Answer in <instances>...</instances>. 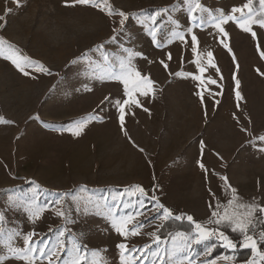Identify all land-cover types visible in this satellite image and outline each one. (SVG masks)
I'll return each instance as SVG.
<instances>
[{"label": "rangeland", "instance_id": "1", "mask_svg": "<svg viewBox=\"0 0 264 264\" xmlns=\"http://www.w3.org/2000/svg\"><path fill=\"white\" fill-rule=\"evenodd\" d=\"M194 2L202 10L190 22ZM247 2L108 0L128 17L122 28L121 18L108 16L106 8L65 6V0H0V38L51 72L27 68L29 75H24L0 57L2 264H25L8 252L23 247L17 233H35L34 246L43 247V241L51 250L61 230L65 251L53 257L55 264L70 260L72 240L85 247L84 264H121L120 243L129 250L127 264H171L166 256L161 262L153 255L158 246L171 248L176 235L155 242L164 222L157 201L172 212L170 218L187 221L191 216L194 223L221 231L227 227L213 223L214 211L240 217L246 215L240 205L264 208V28L252 24L253 39L234 21L222 25L227 36L214 26L221 13L242 20L232 9ZM252 7L259 12V0ZM157 12L154 25L150 17ZM153 27L159 47L150 35ZM192 35L197 37L195 52ZM121 63L123 71L131 72L127 95L124 84L110 78L121 71ZM125 100L139 105H124L121 127ZM81 122L82 133L73 136L70 130ZM61 196L62 205L54 204ZM22 201L33 211L43 208L38 219L29 220ZM58 207L64 217L56 214ZM137 212L126 226L128 235L118 234L113 223ZM137 223L142 227L132 235ZM260 227L264 213L257 210L250 234L264 245ZM252 258L251 252L245 264ZM205 259L197 256L195 264ZM212 260L237 264L223 257ZM35 264L49 262L37 252Z\"/></svg>", "mask_w": 264, "mask_h": 264}, {"label": "snow or ice", "instance_id": "2", "mask_svg": "<svg viewBox=\"0 0 264 264\" xmlns=\"http://www.w3.org/2000/svg\"><path fill=\"white\" fill-rule=\"evenodd\" d=\"M17 3L19 4V0H17ZM253 0H248L247 3H245L240 8H233L232 13H240L241 17H243L242 20H237L234 15H224L223 13L220 14V16L216 19V22L214 24L215 28L223 34L224 36H227V33L224 31L222 25L227 24L229 21L236 22L239 27L244 32H251V35L253 39L256 38V33L251 30V25L256 24L260 28H264V0H259V6L260 10L259 12H255L252 7ZM76 5H83V6H91L93 8H97L100 11H104L105 8L107 9V15L108 16H114L118 15L120 19L121 27L125 25V21L128 19L127 15L123 12H116L114 9L111 8V6L108 4V0H100L98 3L97 0H65V6H76ZM245 9H247V13H245ZM197 10H202L201 4L198 2H194L192 6H190L189 10V20L190 22H195L197 19ZM161 15L160 12L155 13L150 17L151 21L155 25L157 22V18ZM4 17H0V20H3ZM0 27H3L0 25ZM115 31V30H114ZM189 32H191V29H189ZM150 35L152 37L153 43L159 47L160 44L157 40V29L153 27L150 31ZM176 35H179L178 33ZM181 40L184 39L183 36H179ZM192 41V47L193 51H196L197 46V37L196 35L191 36ZM227 47V45H225ZM258 51H260L259 45H257ZM99 50V49H98ZM230 51V49H229ZM84 55H87L86 53ZM133 55L132 53H129V56ZM135 55H139V53H135ZM260 55L262 58H264V51H260ZM209 64L212 62L213 54L212 52L207 53ZM0 57L10 61L17 70L21 71L24 75H29V73L25 70L27 68H32L34 70H38L41 72H45L48 75H51V72H49L47 69L43 68L40 65L35 64L33 61H31L28 57L21 55L17 49H15L12 45L7 44L5 40L0 38ZM171 57L169 56V59ZM103 60L108 61L109 56L105 53L103 55ZM165 68H167V65H164ZM214 66V65H213ZM121 71L119 73H112L110 74V78L113 80H119L122 82L125 86V94H128V76L131 75V72H125L123 71L124 65L121 63L119 65ZM199 71L203 73L205 69L203 67L199 68ZM135 75L137 77H140V73L136 72ZM235 80V76L233 77ZM142 80L148 84H151V81L148 77H142ZM214 83V81H211ZM236 88H239V81L236 80ZM144 95H147V93H142ZM236 99L240 100V93L239 91H236ZM135 103L139 105L138 100H125L124 104L120 106V112L121 115L119 116V120L121 122V127H123L124 123V105H127L128 103ZM0 122H4L0 120ZM85 127V122L78 123L75 126L74 130L72 131L73 136H79L83 129ZM262 141H264V137H260ZM201 149L203 150V143H201ZM200 167L203 168V164H200ZM221 179L225 180L227 182L226 177H221ZM136 191L143 193V188H136ZM233 193H235V190H232ZM123 195V193L119 194ZM103 200L107 201L108 197L103 196ZM64 202L63 196L57 198L53 203L56 205H62ZM91 203V201H89ZM22 205H24V202H21ZM231 203V201L229 202ZM141 204H143V201H141ZM158 208L160 209V219L162 221H167L170 217H172V212L164 207L163 205L159 204L157 201ZM25 211L28 214L29 220H35L39 218L40 212L43 211V208L40 209V211H33L30 208L27 207V205H24ZM241 208L246 210V215H242L240 217H237L235 215H229L226 211L221 214L219 211H214L213 216L216 217V219L213 221L216 225L220 226L223 225L224 227L230 228L232 232H239L243 239L240 243V247L250 249L252 252L253 258L250 259L247 264H257V261L255 259L256 256H259L260 261H264V252L260 251L258 248V239L254 237L252 234H250L253 226H254V217L256 216V211L258 210L260 213H264V208H258L255 204H244L240 205ZM109 211H112V209H109ZM56 214L58 216L64 217L65 213L60 210L58 207L56 209ZM141 213L137 212L135 214H128L125 217H121V219L118 222L113 223V227L115 231L120 234L121 236H127L129 233V229L126 228V226L130 223H132L137 216H139ZM174 219L181 220L182 217L175 216ZM5 217L3 215H0V235L3 234ZM187 221L189 223H194L193 218L191 216L187 217ZM142 227V224L137 223L133 229H131L132 235L139 234L136 229ZM161 227H163V224H161ZM18 236L22 237L23 240V247L18 246H12L8 249V252L11 253L12 257L20 258L25 262V264H35V254L38 252L41 257H45L49 264H55L53 257L56 259H59L58 253L65 251V243L62 239V237L65 236V232L61 230L58 234V241L57 245L54 246L51 250L48 249V245L46 242L41 241L43 243V247L37 248L34 246L33 236L35 233H17ZM179 238V242H178ZM217 241L222 247L227 249H236L237 244L234 243L227 235H225L224 231L219 230V228L214 229H208L202 226L199 223H194V231L191 234L187 233H176L175 236L172 237V246L171 248H168L166 250H161L158 246L157 250L153 252V255L157 257L161 262L164 261L165 256L167 259L171 262V264H195V257L197 256H204V257H210L212 255V252L214 248L216 247V243H210V241ZM155 242L157 245H159V238L157 237L155 239ZM259 242H264V232H262L259 236ZM72 244V256L70 260L67 262V264H84V262L87 259V251L84 246L80 245L77 241L72 240L70 241ZM194 246H202L201 251L199 253L196 252ZM151 246H147L145 249L141 250V255L144 254L145 251H147ZM118 248L121 249V264H127V261L125 260V253L129 250L126 248V245L124 243H120L118 245ZM133 259H136L133 257ZM225 260L231 259L230 257H223ZM0 264H2V261H0ZM155 264V262H154ZM203 264H216L215 260L212 259H205L203 261Z\"/></svg>", "mask_w": 264, "mask_h": 264}, {"label": "trees", "instance_id": "3", "mask_svg": "<svg viewBox=\"0 0 264 264\" xmlns=\"http://www.w3.org/2000/svg\"><path fill=\"white\" fill-rule=\"evenodd\" d=\"M153 11V9L146 10V12L148 13H151ZM75 189L76 188H73L72 190L68 191V193H72ZM162 224L163 227L160 226L156 233L157 237L161 240L167 239L171 235L178 232L191 234L194 230L193 225L183 219L176 220L173 218H169L166 222L164 221ZM259 230H263L264 232V229H262V227H260ZM222 231L225 232L229 239H231L234 243L237 244V247L234 250H227L226 248L221 247L220 245H216L209 259H215L218 257H230L232 261L237 264L246 262L251 256V250L247 248L240 249L238 247L242 235L239 232H232L228 228H224L222 229ZM210 243H213V241H210ZM201 247L202 246H199L198 248L201 249ZM258 248L260 251H263L264 245L258 243Z\"/></svg>", "mask_w": 264, "mask_h": 264}, {"label": "crops", "instance_id": "4", "mask_svg": "<svg viewBox=\"0 0 264 264\" xmlns=\"http://www.w3.org/2000/svg\"><path fill=\"white\" fill-rule=\"evenodd\" d=\"M240 264H245V262L244 263H240Z\"/></svg>", "mask_w": 264, "mask_h": 264}]
</instances>
